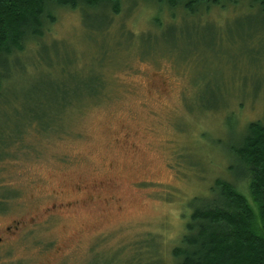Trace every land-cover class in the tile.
<instances>
[{"label": "rangeland", "instance_id": "1", "mask_svg": "<svg viewBox=\"0 0 264 264\" xmlns=\"http://www.w3.org/2000/svg\"><path fill=\"white\" fill-rule=\"evenodd\" d=\"M133 1L113 18L108 7L55 8L45 36L13 59L0 153L11 143L20 155L0 161V185L17 194L0 206V264H174L167 251L192 197L222 177L251 199L228 150L264 122L259 8L239 0L186 17ZM103 67L111 95L67 119V90ZM37 102L46 115L30 120Z\"/></svg>", "mask_w": 264, "mask_h": 264}, {"label": "trees", "instance_id": "2", "mask_svg": "<svg viewBox=\"0 0 264 264\" xmlns=\"http://www.w3.org/2000/svg\"><path fill=\"white\" fill-rule=\"evenodd\" d=\"M238 2L156 0V3L166 5L170 10L177 8L185 12L186 17H202L203 13L214 8L226 9L228 5ZM135 5L134 0L132 6ZM254 6L259 8L261 20L264 21V0H250L249 7ZM63 7L72 10L108 7L113 18V15L121 12L122 0H0V96L4 93L6 81L10 79L13 59L24 53L27 45L37 44L45 36L49 25L56 22L53 9ZM30 66L35 65L30 63ZM90 74L92 78L85 86H77L80 94H70L71 90L65 93L69 98L62 110H65L67 119L74 114H82L92 103L111 95L112 78L108 69L103 67L96 74L91 71ZM89 81L96 85L88 84ZM44 93H48L47 88H44ZM43 107L44 103L37 102L35 108L40 111L35 112L30 106L27 110L29 119H43V115H46ZM49 129L50 126H47L43 130ZM36 134L42 135L39 132ZM2 139L6 143V136ZM13 146L10 143L7 146L10 150L0 153V161L15 159L20 155L12 150ZM228 151L237 166L236 170L232 166L231 173L244 182L251 199L237 185L222 177L215 178L209 192L192 197L185 230L178 243L167 251L174 264H264V122H250L245 134ZM15 195V190H11L10 186L1 184L0 206L6 205ZM131 261L135 263V258Z\"/></svg>", "mask_w": 264, "mask_h": 264}, {"label": "flooded vegetation", "instance_id": "3", "mask_svg": "<svg viewBox=\"0 0 264 264\" xmlns=\"http://www.w3.org/2000/svg\"><path fill=\"white\" fill-rule=\"evenodd\" d=\"M21 227V222H17V225H16V229L18 230L19 228ZM8 230H10V228H6L5 231L7 232ZM12 236H13V233H11ZM11 234L9 233H5L4 236L8 235L9 237L11 236ZM11 236V237H12ZM6 241V238H4L3 236L0 235V246L3 244L2 242H5Z\"/></svg>", "mask_w": 264, "mask_h": 264}]
</instances>
